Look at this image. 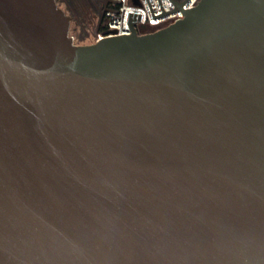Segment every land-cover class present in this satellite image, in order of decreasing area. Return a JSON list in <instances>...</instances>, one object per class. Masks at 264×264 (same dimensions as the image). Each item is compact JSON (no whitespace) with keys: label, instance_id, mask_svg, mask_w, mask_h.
I'll return each instance as SVG.
<instances>
[{"label":"water","instance_id":"1","mask_svg":"<svg viewBox=\"0 0 264 264\" xmlns=\"http://www.w3.org/2000/svg\"><path fill=\"white\" fill-rule=\"evenodd\" d=\"M147 1L80 44L0 0V264H264V0Z\"/></svg>","mask_w":264,"mask_h":264},{"label":"built area","instance_id":"2","mask_svg":"<svg viewBox=\"0 0 264 264\" xmlns=\"http://www.w3.org/2000/svg\"><path fill=\"white\" fill-rule=\"evenodd\" d=\"M186 0H176L177 3L183 4ZM165 10L177 8L173 0H161ZM199 0H188L183 6L191 10L197 6ZM155 15L163 13L159 0H150ZM106 8L119 10L118 12L105 10L104 19L106 29H117L116 31L99 32L96 40L108 35H127L132 33L130 26L131 13L140 15L139 21L135 27L139 33L154 32L163 29L170 24L184 18L182 10L176 11L154 19L151 8L147 0H121L120 2L109 1ZM153 30V31H152ZM74 36V35H73ZM75 37V36H74Z\"/></svg>","mask_w":264,"mask_h":264},{"label":"rangeland","instance_id":"3","mask_svg":"<svg viewBox=\"0 0 264 264\" xmlns=\"http://www.w3.org/2000/svg\"><path fill=\"white\" fill-rule=\"evenodd\" d=\"M63 1H64V3L60 1L59 5L63 9H65L69 15H71L73 17V20H72V23H71V31H72L73 35L77 39H79L80 42H78V43H80V44H88V43L94 42L95 39H96V35H97L95 32H96V27H97V24H98L97 23L98 22V16L100 15L98 9L96 7H94V6H92L93 10L90 11V14H89L90 18L86 17L87 20L84 19L85 23L84 24H82V23L79 24L77 19H76L77 17H75L72 14L71 10L69 11L65 0H63ZM67 1L72 2L73 4H71V5H73L74 8L75 7L80 8L79 5H85L86 4L85 0H84L85 2L84 1L76 2V0H67Z\"/></svg>","mask_w":264,"mask_h":264},{"label":"trees","instance_id":"4","mask_svg":"<svg viewBox=\"0 0 264 264\" xmlns=\"http://www.w3.org/2000/svg\"><path fill=\"white\" fill-rule=\"evenodd\" d=\"M80 1H84V0H76V2H80ZM85 3H86L85 5H79L80 8H77V7L74 8V6L71 5V4H73L72 2L70 4L71 7L69 6L72 14L75 17H77L76 19H77V21H78L79 24H81V23L84 24L85 23L84 19L87 20L86 17H89L90 18V16H89L90 11L93 10L92 5H90L87 1ZM105 29H106V22L104 20L101 23H99V25L97 24L96 32L95 33L98 34L99 32H102ZM71 34L73 35V33H71ZM75 40H76L77 43L80 42L79 39H77L76 37H75ZM95 41H96V39H95Z\"/></svg>","mask_w":264,"mask_h":264},{"label":"flooded vegetation","instance_id":"5","mask_svg":"<svg viewBox=\"0 0 264 264\" xmlns=\"http://www.w3.org/2000/svg\"><path fill=\"white\" fill-rule=\"evenodd\" d=\"M60 1L64 3L63 0H57L58 4ZM86 1L89 2L90 5H92L98 9L100 15L98 16V22L97 23L99 25V23H101L102 21L105 20L104 19V11H105L107 5L109 4V1L108 0H86ZM65 2H66L68 9L70 11L69 6H70L71 2L67 1V0H65ZM71 33H72V31H71Z\"/></svg>","mask_w":264,"mask_h":264}]
</instances>
